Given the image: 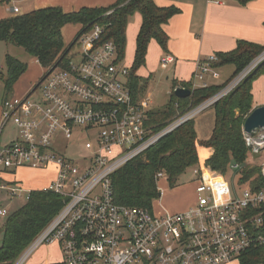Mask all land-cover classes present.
<instances>
[{
  "label": "built area",
  "instance_id": "obj_1",
  "mask_svg": "<svg viewBox=\"0 0 264 264\" xmlns=\"http://www.w3.org/2000/svg\"><path fill=\"white\" fill-rule=\"evenodd\" d=\"M102 34L99 26L80 32L65 67L48 71L27 96L2 101L0 173L53 169L54 177L40 191L63 198L61 209L14 264H22L42 244H57L59 264H230L264 245V187L251 190L239 178L238 194L216 202L209 179L199 178L190 208L157 213L115 203L112 186L118 170L233 91L264 61V51L239 79L154 133L147 125L150 97H134L128 86L130 67L119 59L112 41L101 42ZM216 61L211 55L198 63L193 88L207 87ZM170 62L167 57L161 61ZM10 122L17 136L3 144ZM74 134L90 157H66ZM244 135L248 146L251 135ZM228 169L239 175L238 164ZM260 174L264 181V167ZM0 190L12 199L21 187L18 182L0 183ZM8 214L0 209V217Z\"/></svg>",
  "mask_w": 264,
  "mask_h": 264
},
{
  "label": "trees",
  "instance_id": "obj_2",
  "mask_svg": "<svg viewBox=\"0 0 264 264\" xmlns=\"http://www.w3.org/2000/svg\"><path fill=\"white\" fill-rule=\"evenodd\" d=\"M7 0H0V5ZM244 6L253 0H232ZM110 14H107L110 12ZM179 10L175 7H158L153 0H117L107 7H82L75 12L65 13L59 7L34 10L0 20V42L22 48L34 58L46 73L54 67L63 68L68 62V53L74 49L76 36L94 26L103 30L101 42L112 41L119 59H124L126 49V28L134 14L141 16V25L135 40V51L130 66L128 86L134 97H144L147 81L138 75L145 65L148 44L154 40L166 52L167 35L163 26ZM66 25L78 26L79 31L70 44H65L62 29ZM264 51V45L247 41L237 42L236 48L226 53H216L217 61L212 69L232 66L230 78L221 85L193 88L191 83L171 81V92L165 106L148 114L147 125L154 133L172 124L191 109L199 106L218 93L241 70ZM6 76L0 73L3 83V99L10 98V90L26 72V64L5 55ZM264 75V62L256 67L233 91L213 104L214 125L206 141L196 135L194 119L185 121L161 138L149 149L138 155L112 177L115 203L123 206L151 210L152 202L159 197L156 175L161 173L169 187H174L187 169L198 165V151L206 148L212 154L203 160L207 169L225 175L230 164H238L241 184L251 190L264 187L259 167L246 163L250 147L242 134L245 119L252 111V83ZM40 81L37 83L39 84ZM36 84V85H37ZM185 88L191 94L185 98L174 95V89ZM63 205V198L49 192L32 190L25 204L9 213L2 228L0 264H14L39 232L51 221ZM264 234V233H263ZM239 264H264V245L245 252Z\"/></svg>",
  "mask_w": 264,
  "mask_h": 264
},
{
  "label": "rangeland",
  "instance_id": "obj_3",
  "mask_svg": "<svg viewBox=\"0 0 264 264\" xmlns=\"http://www.w3.org/2000/svg\"><path fill=\"white\" fill-rule=\"evenodd\" d=\"M62 33L66 44H70L73 41L74 36L77 34V32H75V26L73 25H66ZM148 49H149L148 63L145 62V65L142 68H140L137 74L143 81H147L146 89L143 96L150 97L151 99L150 108L153 110H160L165 106V104L168 101V93L171 91L170 85H171L173 72L171 71V66H168L166 69H162L160 67L161 65L160 56L158 58L160 49L157 44H153V46H149ZM134 51H135L134 43L132 44L127 41V47L125 49L124 59L122 60L125 66L127 67L131 66L133 61ZM5 55H9L13 58H16L18 61H20L23 64H26L27 66L26 72L16 81V83L12 86L10 90L11 97L12 96L21 97L25 95L27 92H30V90H32V88L36 86V84L43 77L44 70L39 66L37 61L31 56H29L22 48L5 42H0V73L4 78L6 76V69L4 64ZM252 65H253L252 62L249 63L229 82L235 79H239L252 67ZM232 71H233L232 66H226L223 68V70H221L220 72L221 76L218 75L219 76L217 77L218 79L214 77L212 81L218 80L216 82H222V80H225L230 76ZM251 72L246 77H248L251 74ZM262 80H263V75H260L257 78V80L254 83H252V95L254 96L255 99L264 97V84ZM206 84L208 85L209 83L206 81ZM195 86L196 87L201 86V82L195 81ZM223 88L220 91H222ZM3 95H4V87H3V83L0 81V101ZM38 95H39V91L34 96H38ZM212 97H209L204 102L210 100ZM254 103L255 102L253 100L252 110H254L257 107H261L258 105L257 106L254 105ZM194 120H195L194 128L197 133L198 139L201 141H206L207 139H209L212 134L213 125H214L213 108L210 107L204 110L203 112L199 113ZM168 126H165L164 128ZM15 134H16V127L13 125L12 122L8 123L3 131L2 143L3 144L8 143L10 141L8 139H10ZM242 134L245 140V135H244L245 133L243 132V126H242ZM263 141H264V131L261 129L254 132L250 136L249 145H248V147H250V150L246 159V163L249 166L259 167L260 171L264 167V147H263L264 145L262 144ZM209 155L210 153L206 148L199 150L198 162L199 160L207 159ZM90 156L91 154L84 149L83 143L78 139L76 134H74L72 139L70 140V145L66 149V157L76 161L82 159L83 157H90ZM212 173L214 172L209 170V168L207 169L206 167H204L203 162L200 161L198 165H196L195 167L191 169H187L185 173L179 177L176 185L172 188L169 187L164 176L161 173H158L156 175V178H157V190L160 194V197H157L156 199L153 200L152 208L157 213H161V212L178 213L190 208L196 200L195 189L199 184V178L209 179L213 188L212 195L216 202L226 201L231 197H233L234 194H238V183L240 177L237 173L233 172L231 169H228L225 175H221L218 173L212 174ZM53 174L54 173L52 169H48L45 171L23 169L18 173V176L21 179L20 181L22 182L21 191L17 193L18 196L12 199H10V197L6 194L5 191H0V209L6 208L10 214L15 212L18 208H20L23 204H25L28 195V188L44 187L47 184V182L50 179H52ZM160 174L162 176H159ZM3 177L1 178L2 179L8 178L7 175ZM13 177L14 176L10 175V178L13 179ZM11 182H15L14 179L9 181V183ZM6 220H7V216L0 217V244L2 239L1 230ZM61 261H62V255L57 244H42L38 246L24 260L22 264H59ZM234 264H239V263L234 262Z\"/></svg>",
  "mask_w": 264,
  "mask_h": 264
},
{
  "label": "crops",
  "instance_id": "obj_4",
  "mask_svg": "<svg viewBox=\"0 0 264 264\" xmlns=\"http://www.w3.org/2000/svg\"><path fill=\"white\" fill-rule=\"evenodd\" d=\"M115 1L117 0H7L5 4L0 5V20L49 7H59L65 13H70L75 12L82 7H107ZM153 1L158 7L172 6L179 10V13L171 17L163 26V30L168 38L166 44L167 51L163 52L158 46L160 49L158 54V58L160 56V67L166 69L168 66H171V71L173 72L171 81L177 80L191 83L200 61H203L216 53H226L234 50L239 41L264 45V0H253L244 6H241L232 0ZM13 9H17V13H14ZM140 25L141 16L139 14H134L129 18L126 28V47L127 41L132 44L134 43L135 46V40ZM63 29H65V27ZM78 31L79 27L75 26V32H77V34ZM153 44L157 43L154 40H151L148 47L153 46ZM148 50L149 49H147L146 53V63H148L149 60ZM166 57L171 58L172 62L162 65L161 61ZM223 68L224 67L220 69L218 68L217 70L213 69L212 72L213 74L215 73L221 76L220 72ZM212 72L206 77V81L209 83L208 85H221L226 82L232 74L231 73L227 79L222 80V82H216L218 80L212 81L214 78ZM262 82L264 84V75ZM170 92L168 93V97ZM28 94L29 92L21 97H25ZM253 100L255 102L254 105L264 106V97L255 99L253 96ZM2 101L3 97L0 101V125L2 121ZM16 136L17 134L8 140H11ZM207 150L211 155L212 150ZM203 160H199V162H203ZM22 170L23 169H19L13 177L14 181L18 182L20 187L22 182L20 181L21 179L19 178L18 173ZM2 175H7L8 178L2 179ZM13 179L10 178V175L7 173H0L1 184L9 183V181ZM40 189L41 187L28 188V191H40Z\"/></svg>",
  "mask_w": 264,
  "mask_h": 264
},
{
  "label": "water",
  "instance_id": "obj_5",
  "mask_svg": "<svg viewBox=\"0 0 264 264\" xmlns=\"http://www.w3.org/2000/svg\"><path fill=\"white\" fill-rule=\"evenodd\" d=\"M190 94V90L185 88L179 87L174 89V95L178 98H185ZM260 129H264V106L257 107L252 110L243 123V132L247 135H252L254 132Z\"/></svg>",
  "mask_w": 264,
  "mask_h": 264
}]
</instances>
